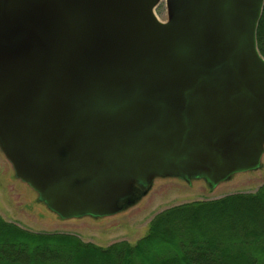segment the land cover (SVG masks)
Instances as JSON below:
<instances>
[{
	"label": "water",
	"instance_id": "water-1",
	"mask_svg": "<svg viewBox=\"0 0 264 264\" xmlns=\"http://www.w3.org/2000/svg\"><path fill=\"white\" fill-rule=\"evenodd\" d=\"M0 0V149L63 219L264 156V0Z\"/></svg>",
	"mask_w": 264,
	"mask_h": 264
},
{
	"label": "trees",
	"instance_id": "trees-1",
	"mask_svg": "<svg viewBox=\"0 0 264 264\" xmlns=\"http://www.w3.org/2000/svg\"><path fill=\"white\" fill-rule=\"evenodd\" d=\"M264 57V11L257 31ZM0 264H264V186L157 215L135 245L108 248L37 234L0 217Z\"/></svg>",
	"mask_w": 264,
	"mask_h": 264
},
{
	"label": "rangeland",
	"instance_id": "rangeland-1",
	"mask_svg": "<svg viewBox=\"0 0 264 264\" xmlns=\"http://www.w3.org/2000/svg\"><path fill=\"white\" fill-rule=\"evenodd\" d=\"M161 22H168L166 0L155 9ZM264 186V156L258 170L230 176L212 189L202 179L190 183L169 177L155 178L151 185H137L131 205L112 216L63 219L39 198L28 184L16 177L13 166L0 149V217L25 231L37 234H61L85 244L108 248L126 242L135 245L143 239L154 218L184 204L211 202L235 194H255Z\"/></svg>",
	"mask_w": 264,
	"mask_h": 264
}]
</instances>
